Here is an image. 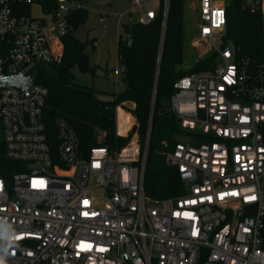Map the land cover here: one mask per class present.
<instances>
[{"label":"built area","instance_id":"2783aa9c","mask_svg":"<svg viewBox=\"0 0 264 264\" xmlns=\"http://www.w3.org/2000/svg\"><path fill=\"white\" fill-rule=\"evenodd\" d=\"M112 1L53 0L47 11L45 0H0V76H31L39 64L60 62L70 16ZM128 1L132 9L118 23L161 16L163 37L171 0ZM230 1L193 0L195 45L222 40ZM243 8L264 18V0H244ZM216 52L214 70L175 84L171 110L192 136L164 154L184 185L166 199L144 188L151 119L144 143L136 133L114 151L84 152L63 119L51 140L43 121L48 89L37 79L29 88H0V141L20 165L10 178L0 174L4 264H264V62L239 57L232 43Z\"/></svg>","mask_w":264,"mask_h":264},{"label":"trees","instance_id":"16d2710c","mask_svg":"<svg viewBox=\"0 0 264 264\" xmlns=\"http://www.w3.org/2000/svg\"><path fill=\"white\" fill-rule=\"evenodd\" d=\"M244 0H231L227 8V23L222 34V46L232 43L239 57L252 62H264V18L261 12L253 13L243 8ZM22 14H30L29 5H20ZM55 7L53 0H45V9ZM184 0H171L165 38L162 44V18L158 16L150 24L128 22L127 43L118 40V59L123 66V92L103 99L93 86L78 80L73 72L97 74L98 67L90 66L86 53L87 42L74 36L73 30L86 21L88 11L80 10L70 16V31L63 38L64 52L60 62L39 64L37 84L48 89L43 109V121L52 139L56 136V123L65 120L79 137L82 151L97 145L114 151L128 139L116 134V109L125 102L135 106L131 110L136 118L133 135L138 134L145 142L150 119L152 120L144 188L147 196L154 199L176 197L184 192L178 171L169 166L162 154L172 150L178 143L177 136L190 138L181 130L179 121L171 110V97L176 82L189 74L212 71L217 64V52L197 62L186 72L177 69L184 60ZM133 118L120 111L118 130L124 134ZM104 133L99 140L98 133ZM203 140V139H202ZM166 142L167 146L162 143ZM166 148V149H165ZM19 163L9 160L0 141V174L10 178L18 170Z\"/></svg>","mask_w":264,"mask_h":264},{"label":"rangeland","instance_id":"374dc122","mask_svg":"<svg viewBox=\"0 0 264 264\" xmlns=\"http://www.w3.org/2000/svg\"><path fill=\"white\" fill-rule=\"evenodd\" d=\"M192 3L193 0H184V60L177 67L178 70L183 72L191 70L197 62L206 58L211 53L216 52V48L222 45V40H217L214 45L194 44L198 20L193 12ZM87 9L88 15L86 21L79 24L73 30V34L79 40L87 42L86 53L89 56V64L92 67L97 66L98 71L96 75H93L91 72H82L78 67H74L72 70L80 82L93 86L98 90L101 98L111 99L112 94L121 93L125 88L120 71L121 64L118 59V40L120 36L126 40L128 35L126 34L124 26L130 21H128V17H125L121 24H119L118 18L120 13L131 10L132 4L128 0H114L111 3L91 2L88 4ZM32 12L35 17H41L43 15L38 5L33 6ZM164 38L165 34L162 37V44ZM118 107L120 111L128 115H133L131 111L133 107L128 102ZM118 115L117 112L116 134L128 139L123 144L125 146L132 140H135L136 136L133 139V133L125 135L126 132L124 134L119 132ZM133 117L136 125L137 120L134 115ZM132 123L129 127H131ZM98 135L99 140H102L104 133L99 132ZM177 139L182 140L185 137L178 135ZM140 142L142 143L141 139ZM162 144L167 146L166 142ZM166 151L167 149L162 154H165Z\"/></svg>","mask_w":264,"mask_h":264},{"label":"water","instance_id":"95a60500","mask_svg":"<svg viewBox=\"0 0 264 264\" xmlns=\"http://www.w3.org/2000/svg\"><path fill=\"white\" fill-rule=\"evenodd\" d=\"M126 42H130V36L128 35L126 38ZM27 70L24 72H21L18 75L14 76H0V88H8V87H17L20 89L23 88H29L31 85H33L37 79V73L27 76L26 75Z\"/></svg>","mask_w":264,"mask_h":264},{"label":"crops","instance_id":"0c3cea01","mask_svg":"<svg viewBox=\"0 0 264 264\" xmlns=\"http://www.w3.org/2000/svg\"><path fill=\"white\" fill-rule=\"evenodd\" d=\"M120 37H121V36H120ZM94 43H95V42H94ZM94 43H93V45H94ZM128 103H129L130 105H132V107L134 108L135 105H134L133 103H131V102H128ZM119 111H120V109H118V114H119ZM130 116H131V114H130ZM131 117L134 118L133 115H132Z\"/></svg>","mask_w":264,"mask_h":264},{"label":"clouds","instance_id":"9594fccd","mask_svg":"<svg viewBox=\"0 0 264 264\" xmlns=\"http://www.w3.org/2000/svg\"><path fill=\"white\" fill-rule=\"evenodd\" d=\"M0 264H4V259L2 256H0Z\"/></svg>","mask_w":264,"mask_h":264},{"label":"snow or ice","instance_id":"6c2138e0","mask_svg":"<svg viewBox=\"0 0 264 264\" xmlns=\"http://www.w3.org/2000/svg\"><path fill=\"white\" fill-rule=\"evenodd\" d=\"M255 197H249V199H254Z\"/></svg>","mask_w":264,"mask_h":264}]
</instances>
